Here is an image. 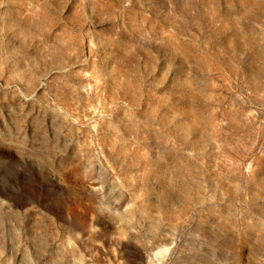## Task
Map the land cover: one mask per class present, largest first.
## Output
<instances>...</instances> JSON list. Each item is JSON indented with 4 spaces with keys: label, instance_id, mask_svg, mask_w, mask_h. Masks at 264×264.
Wrapping results in <instances>:
<instances>
[{
    "label": "rangeland",
    "instance_id": "obj_1",
    "mask_svg": "<svg viewBox=\"0 0 264 264\" xmlns=\"http://www.w3.org/2000/svg\"><path fill=\"white\" fill-rule=\"evenodd\" d=\"M0 264H264V0H0Z\"/></svg>",
    "mask_w": 264,
    "mask_h": 264
}]
</instances>
